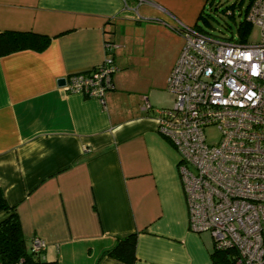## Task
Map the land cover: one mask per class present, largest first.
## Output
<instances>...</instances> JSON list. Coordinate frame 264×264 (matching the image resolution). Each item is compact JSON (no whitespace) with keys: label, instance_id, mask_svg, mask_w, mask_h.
<instances>
[{"label":"crops","instance_id":"crops-1","mask_svg":"<svg viewBox=\"0 0 264 264\" xmlns=\"http://www.w3.org/2000/svg\"><path fill=\"white\" fill-rule=\"evenodd\" d=\"M206 2L0 0V30L52 37L44 51L0 57V187L47 259L125 264L105 252L138 232L135 264H214L156 116L185 42L178 24L196 25ZM108 38L117 71L105 103L62 88L104 61Z\"/></svg>","mask_w":264,"mask_h":264},{"label":"built area","instance_id":"built-area-1","mask_svg":"<svg viewBox=\"0 0 264 264\" xmlns=\"http://www.w3.org/2000/svg\"><path fill=\"white\" fill-rule=\"evenodd\" d=\"M247 20L260 28L258 42L179 22L185 42L168 79L174 105L156 116L181 157L190 229L237 249L236 264H264V0L252 1ZM116 71L107 54L90 72L62 78V88L104 104ZM33 243L36 252L46 248L41 237Z\"/></svg>","mask_w":264,"mask_h":264},{"label":"trees","instance_id":"trees-1","mask_svg":"<svg viewBox=\"0 0 264 264\" xmlns=\"http://www.w3.org/2000/svg\"><path fill=\"white\" fill-rule=\"evenodd\" d=\"M209 0H207L208 2ZM253 0H249L244 12V18L237 24L238 41L246 42L251 34L253 25L247 20L248 11ZM206 2V4H207ZM234 5L231 7L233 8ZM227 13V8L223 9ZM234 17V12L228 13ZM208 24L209 18L205 14V7L199 15ZM198 19V21H199ZM194 25L202 31L199 23ZM181 32L180 29H177ZM227 39H233L231 37ZM52 37L48 34L35 32L32 30H0V57L25 50L33 49L44 51L51 43ZM106 54H111L114 58L115 41L111 38L105 40ZM87 73V72H86ZM0 264H59L58 259H47L43 256L44 250L36 252L34 250V236L29 241L25 235L21 218L17 206L12 205L7 200L3 189L0 187ZM137 236L138 232H131L117 238L116 244L105 252L106 255L114 257L125 264H135L137 256ZM39 237V236H38ZM239 253L235 248H219L215 242L212 252L214 264H236Z\"/></svg>","mask_w":264,"mask_h":264},{"label":"rangeland","instance_id":"rangeland-1","mask_svg":"<svg viewBox=\"0 0 264 264\" xmlns=\"http://www.w3.org/2000/svg\"><path fill=\"white\" fill-rule=\"evenodd\" d=\"M249 0H209L205 6V14L208 15L209 23L206 24L203 19H199L198 23L202 27V31L217 38L232 40L238 39L237 24L244 18V10ZM232 5L233 8L231 7ZM228 9L227 13L223 9ZM234 12V17L228 13ZM260 40V28L253 26L251 34L246 42L253 43ZM170 93V92H169ZM167 107L174 105V95L170 93ZM214 136L218 135L215 128H211ZM210 137V136H209ZM3 217V214H0Z\"/></svg>","mask_w":264,"mask_h":264},{"label":"water","instance_id":"water-1","mask_svg":"<svg viewBox=\"0 0 264 264\" xmlns=\"http://www.w3.org/2000/svg\"><path fill=\"white\" fill-rule=\"evenodd\" d=\"M61 83H62V84H65V80L62 79Z\"/></svg>","mask_w":264,"mask_h":264}]
</instances>
